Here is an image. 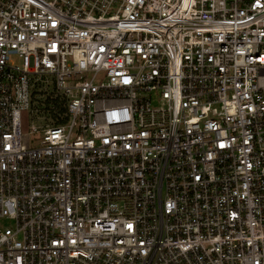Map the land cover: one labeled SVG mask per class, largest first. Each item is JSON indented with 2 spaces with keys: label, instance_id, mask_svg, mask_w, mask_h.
<instances>
[{
  "label": "built area",
  "instance_id": "built-area-1",
  "mask_svg": "<svg viewBox=\"0 0 264 264\" xmlns=\"http://www.w3.org/2000/svg\"><path fill=\"white\" fill-rule=\"evenodd\" d=\"M1 220L0 264H264V0H0Z\"/></svg>",
  "mask_w": 264,
  "mask_h": 264
},
{
  "label": "rangeland",
  "instance_id": "rangeland-1",
  "mask_svg": "<svg viewBox=\"0 0 264 264\" xmlns=\"http://www.w3.org/2000/svg\"><path fill=\"white\" fill-rule=\"evenodd\" d=\"M22 122H23V132L25 134L30 133V131L34 125H39L37 120H35L34 117L32 116L31 112H25L24 113ZM40 136L41 135L36 136V135L31 134V140L33 142V145H35L39 142ZM0 227H2V228L13 227V222L7 221V220H1L0 221Z\"/></svg>",
  "mask_w": 264,
  "mask_h": 264
}]
</instances>
